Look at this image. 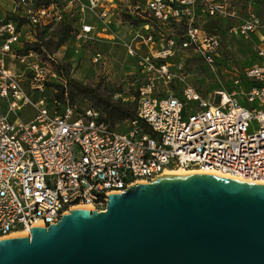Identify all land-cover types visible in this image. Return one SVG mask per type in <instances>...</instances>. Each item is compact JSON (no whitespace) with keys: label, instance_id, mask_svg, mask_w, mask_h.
<instances>
[{"label":"built area","instance_id":"obj_1","mask_svg":"<svg viewBox=\"0 0 264 264\" xmlns=\"http://www.w3.org/2000/svg\"><path fill=\"white\" fill-rule=\"evenodd\" d=\"M75 1L68 0L69 5ZM85 1L89 10L99 9L95 16L106 25L112 0ZM143 1L149 18H143L128 42H122L147 74L136 88L134 115L124 133L89 106L47 103L41 97L29 100L19 85L20 75L4 65V56L12 57L19 43L17 25L0 16V99L5 102L0 110V239L29 236V230L38 226L46 230L62 213L80 207L105 212L111 194L151 183L166 170H207L264 181V35L254 45L257 62L242 79H235L231 91L203 98L187 87L181 97L157 95L156 81L172 78L164 59L177 49L193 50L212 64L219 41L204 24L210 19L228 20L233 14L226 12L222 1ZM11 3L10 13L32 26L59 24L67 8L53 3L35 7L32 0ZM229 25V34L244 38L263 27L253 14L238 26ZM174 26H182L180 35L172 31ZM95 31V25L84 23L74 37L89 43L98 38ZM157 44L160 50L154 49ZM140 45L147 47L143 56H138ZM102 59L98 52L92 56L93 63ZM29 70L34 80H42L38 64ZM155 71L158 76L150 75ZM243 82L248 83L244 90ZM239 99L248 106H241ZM26 105L32 116L21 121L18 112Z\"/></svg>","mask_w":264,"mask_h":264},{"label":"water","instance_id":"obj_2","mask_svg":"<svg viewBox=\"0 0 264 264\" xmlns=\"http://www.w3.org/2000/svg\"><path fill=\"white\" fill-rule=\"evenodd\" d=\"M108 198L0 240V264H264L263 184L162 175Z\"/></svg>","mask_w":264,"mask_h":264},{"label":"rangeland","instance_id":"obj_3","mask_svg":"<svg viewBox=\"0 0 264 264\" xmlns=\"http://www.w3.org/2000/svg\"><path fill=\"white\" fill-rule=\"evenodd\" d=\"M227 6L226 12L233 14L225 19H210L204 24L207 32L217 35L219 46L212 64L206 63L193 50H175L164 59L167 70L172 75L168 82L158 79L155 83L157 95L173 94L181 97L185 88L190 87L203 98L211 97L216 91H231L235 79H242L244 71L257 62L254 45L264 35V0H219ZM35 7L53 3L64 9L59 24L32 26L25 19L11 14V0H0V16L17 25L19 43L13 47V56H4V65L20 75L19 85L29 100L42 98L45 102L55 101L59 105L76 104L89 106L99 111L103 121L124 133L136 106V88L142 84L147 74L141 70L137 56H130L121 40L120 24L123 21L141 26L143 18H149L143 0H112L106 25L103 20L89 10L85 0H76L69 5L68 0H32ZM137 7V8H136ZM251 14L262 24L259 32L248 38L229 34L231 23L238 26ZM84 23L98 27V38L83 43L75 39L74 31ZM161 32H167L165 28ZM172 31L180 35L182 26H174ZM166 34V33H165ZM259 36V37H258ZM178 38V37H176ZM161 46H154L160 50ZM100 53L103 59L92 62V56ZM143 51L138 56H143ZM160 64L161 61H158ZM38 64L43 70L42 80H34L29 70ZM150 75L158 76L151 72ZM39 86V91L31 90ZM248 83H242L244 90ZM241 106L247 107L245 100L239 99ZM56 106V104H55ZM5 109L0 99V110ZM32 108L23 106L18 112L21 121L32 116ZM107 119V121L105 120Z\"/></svg>","mask_w":264,"mask_h":264},{"label":"crops","instance_id":"obj_4","mask_svg":"<svg viewBox=\"0 0 264 264\" xmlns=\"http://www.w3.org/2000/svg\"><path fill=\"white\" fill-rule=\"evenodd\" d=\"M213 1H219V0H213ZM11 11V10H10ZM218 20V19H217ZM96 27V31L95 32H97L98 31V27L97 26H95ZM166 29V28H165ZM140 30V27H137V26H134V25H132V24H130V23H128L127 21H123V23H121L120 24V32L122 33V36H121V40L122 41H124V42H128L131 38H132V36L135 34V32L136 31H139ZM263 30V29H262ZM260 31V30H259ZM258 31V32H259ZM255 33H257V32H255ZM252 34H254V33H252ZM251 34V35H252ZM100 35V34H99ZM250 35V36H251ZM259 37V36H258ZM156 46H160V45H156ZM141 52V51H143V53L144 54H146V52H147V47H145V46H143V45H140V47H139V50L137 51V52ZM255 54V53H254ZM256 57V56H255Z\"/></svg>","mask_w":264,"mask_h":264},{"label":"bare ground","instance_id":"obj_5","mask_svg":"<svg viewBox=\"0 0 264 264\" xmlns=\"http://www.w3.org/2000/svg\"><path fill=\"white\" fill-rule=\"evenodd\" d=\"M190 173H192V174H211V175H215V176L231 178V179L238 180V181L252 182V181H249V180L240 179L239 177H231V176L223 175V174L215 172V171H207V170L186 171V170H182V169H174V170H166L163 173V175H182V174H190ZM252 183H257V184H263L264 185V181L252 182ZM80 208L87 209L89 207L87 206V207H80ZM21 235H23V234H21ZM0 240H2V238Z\"/></svg>","mask_w":264,"mask_h":264},{"label":"trees","instance_id":"obj_6","mask_svg":"<svg viewBox=\"0 0 264 264\" xmlns=\"http://www.w3.org/2000/svg\"><path fill=\"white\" fill-rule=\"evenodd\" d=\"M46 5H48V4H46ZM106 121H107V119H105Z\"/></svg>","mask_w":264,"mask_h":264}]
</instances>
